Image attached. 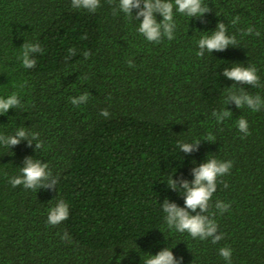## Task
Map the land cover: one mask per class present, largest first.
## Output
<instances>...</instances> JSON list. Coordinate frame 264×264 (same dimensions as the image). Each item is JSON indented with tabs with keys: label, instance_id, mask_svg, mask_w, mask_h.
Here are the masks:
<instances>
[{
	"label": "trees",
	"instance_id": "16d2710c",
	"mask_svg": "<svg viewBox=\"0 0 264 264\" xmlns=\"http://www.w3.org/2000/svg\"><path fill=\"white\" fill-rule=\"evenodd\" d=\"M202 4L209 11L201 17L174 8V39L155 43L137 31L138 9L127 17L119 0H100L95 12L72 0H0V98L16 93L22 105L0 115V135L29 133L10 147L0 141V264H144L167 247L178 264H227L221 247L232 249V264H264V106L225 103L230 88L264 99V0ZM221 23L236 45L198 57V41ZM25 43L41 45L29 53L34 68L22 65ZM237 64L255 66L262 86L223 75ZM222 110L231 115L217 123L212 113ZM241 118L250 135L240 132ZM31 133L41 149L29 144ZM197 141L192 152L178 146ZM27 157L48 163L57 185L13 187ZM213 158L232 162L221 178L228 186L218 180L211 200L223 234L215 244L170 229L162 209L165 199L185 207L169 181L191 186L192 169ZM60 200L69 217L52 226ZM217 200L229 210L221 214Z\"/></svg>",
	"mask_w": 264,
	"mask_h": 264
},
{
	"label": "clouds",
	"instance_id": "9594fccd",
	"mask_svg": "<svg viewBox=\"0 0 264 264\" xmlns=\"http://www.w3.org/2000/svg\"><path fill=\"white\" fill-rule=\"evenodd\" d=\"M72 6L74 8H83L90 12H95L100 7V0H72ZM118 7L127 17L133 16V8L138 9L134 17L138 21H140V17H143V19L139 22L137 31L147 41L155 43H160L165 37L168 40L174 39L173 29H176L174 20L175 12L192 18L201 17L205 12L209 11L208 7L203 6L202 0H174V3L172 0H143L142 8L141 0H119ZM155 13H159L163 19L158 21ZM238 21L239 17H236L232 23L236 24ZM226 33L227 29L221 23L217 26L216 31L212 32L211 36L202 37L198 41L199 51L197 52V56L203 57L205 49L207 52L212 53L214 50L223 51L229 45H236L237 41L235 36H229ZM245 34H253V29L249 27ZM255 35L259 36L260 33L257 31ZM22 49L20 59L23 67L34 68L36 66V60L30 57L29 53L41 52V45L39 43H25ZM68 51L71 55H75L74 48H70ZM90 55V52L84 53L85 58H88ZM128 63L129 67L133 66L131 61ZM223 75L234 82L249 84L253 87L262 86L255 66L243 67L237 64L230 70L228 68L223 69ZM233 85L236 84L234 83ZM87 100L88 93L79 96L78 99L71 98V102L74 105H79L81 102ZM229 100L235 101L237 108L240 109L247 106L253 112L260 111L262 106H264V99L260 95H250L242 89L237 92L230 88L225 103L227 104ZM18 107H22V105L16 93L11 94L6 99L0 98V115H6L9 108ZM212 114L217 117V123H222L226 118L230 117L231 112L229 110H222L219 114L216 111ZM101 115L108 117L109 112L107 109H103ZM238 128L245 136L250 135L248 122L244 118L238 120ZM28 137L29 133L26 129L18 128L14 135H9L6 139L4 135H0V141H2L4 146L10 147L19 144L21 139H28ZM37 137H39L38 133H31L29 144L32 143V140H37L36 148L41 149L43 142L39 141ZM207 139L212 141L215 137L209 135ZM196 144H199V141L196 143H179L178 146L183 152L188 153L194 150V145ZM24 164L25 166L20 169L21 175L13 177L10 180L13 187L23 185L25 189L36 190L41 187L52 188L57 185L59 178H52L53 174L49 169L48 163H41L39 159L34 160L31 157H27L25 158ZM231 167V161H220L215 158L207 159L205 163L192 169L194 180L191 182V186H189V182L186 180H182L178 185L172 178L168 186L179 193L181 191L183 192L185 207L181 208L175 203H169L167 199L164 200L162 209L166 214L165 220L167 226L181 233L187 232L193 239L198 238L203 241L211 238L213 244L223 239L222 233L216 235L218 224L213 218L215 212H210V209L213 207L211 200L213 194L216 192L218 180L224 183L221 178L230 172ZM50 178H52L51 183H49ZM224 186L227 187L228 185L224 183ZM214 206L221 214L230 208V204H225L219 200L215 202ZM197 209H199V212H197ZM191 213L196 214L193 215ZM68 217L69 205L63 200H60L55 207L50 209L47 222L55 226L68 219ZM66 236L67 234L65 233V238ZM219 255L223 257L227 264H232L231 248L221 247L219 249ZM144 264H178V261L174 258L172 250L167 247L155 256L150 255L144 261Z\"/></svg>",
	"mask_w": 264,
	"mask_h": 264
}]
</instances>
